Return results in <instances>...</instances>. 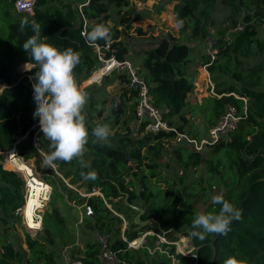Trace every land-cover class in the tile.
<instances>
[{
  "label": "trees",
  "instance_id": "obj_1",
  "mask_svg": "<svg viewBox=\"0 0 264 264\" xmlns=\"http://www.w3.org/2000/svg\"><path fill=\"white\" fill-rule=\"evenodd\" d=\"M34 1V12L29 14L17 11L14 0H0V26L5 28L0 29V33H5L8 45L0 54V81L6 84L0 91V228L7 230L15 220L21 219L20 211L21 208L24 211L27 197L28 207L40 208L41 196L47 195L51 187L54 198L66 197L74 204L83 205L85 226L106 236L120 258L116 264H225L228 259H234L237 264H264V30L262 37L258 35V26L264 19V0H220L229 7L234 28L239 24L241 27L229 37L222 31L215 38L217 53L207 68L215 90L222 94H208L202 102L193 103L188 99L195 86L190 72L194 75L199 63L191 57L190 45L180 40V36L168 33L143 49H131L124 38L138 15L124 11L127 0ZM216 2L179 0L175 7L176 24L178 20L183 21L178 27L179 33L188 31L189 37L202 40L201 63L208 61L203 46L205 37L210 36L209 26L213 23L212 10ZM111 7H115V11H111ZM23 17L35 19L41 25V38L45 42L60 50L72 48L81 54L80 63L74 69L78 85L99 66L100 57L127 59L136 65L152 104L163 109V118L177 130L193 136L205 135L227 103H234L239 109L243 107V100L231 92L247 97L246 114H242L237 127L229 132V138H222L203 150L183 143L166 146L175 131L145 129L144 121H137L135 107L139 86L131 82L126 71H117L114 67L116 75L105 74L100 83L84 86L89 94L85 106L89 131L85 159L90 161L91 168L83 171L95 170L98 178L84 181L75 160L71 163L56 161L55 168L44 167L38 177L50 187L40 183L34 172V180L27 179V190L25 179L16 170L8 169H19L8 154L9 167L3 166V151L15 143L17 153L26 158L34 156L38 166L51 149L41 130L35 135L38 118H33L36 104L32 83L16 69L21 61L19 65L31 59L22 45L33 33L30 28L20 31ZM98 23L111 25L112 37L92 46L85 34ZM137 31L142 33L140 27ZM253 53L257 54V60L246 65L245 59ZM32 64V71H27L31 75L38 70V66ZM20 68L25 70L24 66ZM116 78L123 84L122 91L118 97L112 95L108 99L105 86ZM198 113L206 118L207 128L203 133L192 130L194 116ZM95 114L102 119L93 121ZM97 124L110 126L113 133L109 138L110 146L92 143V130ZM34 137L37 145L33 143ZM171 145H177L174 151L182 172L177 180H165L162 189L150 180L158 174L155 171L157 158ZM207 151L211 155L207 156ZM202 161L208 172L207 183L202 185L203 178L188 181ZM216 173L224 179L225 188L221 193L242 210V217L232 222L227 235L210 234L201 240L191 234L194 217L199 213L193 198L199 197L198 189L210 190L219 183ZM88 207L90 211L85 213ZM137 207L143 209L141 219L149 218L139 227L134 220ZM219 208L220 205L211 202L204 213L218 212ZM47 212L54 220L46 221L45 213L39 235L32 236L26 231V247L16 246L0 234V264L56 261L60 251L54 226L58 229L64 220L55 204ZM38 219L28 222L38 227ZM148 229H154L167 241H160L156 234L148 232L144 242L128 245L129 240ZM181 235L188 236L193 247L186 253L176 250L173 242ZM82 248L80 255H73L86 264L98 262L101 244L97 238L85 239Z\"/></svg>",
  "mask_w": 264,
  "mask_h": 264
},
{
  "label": "rangeland",
  "instance_id": "obj_2",
  "mask_svg": "<svg viewBox=\"0 0 264 264\" xmlns=\"http://www.w3.org/2000/svg\"><path fill=\"white\" fill-rule=\"evenodd\" d=\"M78 1V0H77ZM77 1L74 2V4L77 3ZM179 0H127V4L124 5V11H130L133 15H138V18L134 21H132L131 26L128 28L127 33L128 35L125 36L126 43L130 46L131 49H136L140 47L141 49L147 47L155 41L158 37L162 35H167L168 33L174 34L176 36H180L179 39L187 42L188 44L194 40L193 38L189 37V32L184 31L183 33H179L178 26L176 24L175 20V7ZM115 11V7H111ZM229 7L225 6L220 2V0H217L213 10H212V16H213V23L209 26V35L212 38H217L220 35V32H224V34L229 37L231 33L236 30L234 26L231 23V19L229 16ZM242 12H240L239 17L241 16ZM137 27H140L142 29V33H139L137 31ZM1 30H5L4 25L0 26ZM263 30H264V19L262 20V24L260 23L258 26V35L263 36ZM0 54L3 50H6L8 48L5 33H0ZM197 42L201 44V40L196 39ZM198 43V44H199ZM192 47V45H190ZM191 55V52H190ZM199 57L200 60L203 58L202 54L198 52V54L195 55V57ZM19 57V56H18ZM21 58V57H19ZM108 59V58H107ZM199 60V59H198ZM198 61V68H196V72L192 73L190 72L191 76H193V79H197L195 82L194 89L190 94H188V99L191 103L193 102H202L204 100V97L208 95L206 89H205V81L202 70L199 69V65L201 61ZM257 60V54L253 53L250 57L245 59V64L250 65L254 61ZM22 62V61H21ZM20 62V63H21ZM19 63V64H20ZM24 63V62H23ZM111 62H107L106 59L100 58V64L99 66L91 73L89 77L84 79L81 84H79V87H81L84 90V86L91 84L93 82L100 83L102 81V78L105 74L112 76L116 75L117 71H122L123 69L119 65H110ZM17 65V71H22L20 66H24L25 64H22L19 66ZM106 67L105 70H102L101 68ZM116 67L117 71L114 72ZM264 69V68H263ZM99 70V71H98ZM97 71V72H96ZM264 71V70H263ZM93 77V78H91ZM228 77V76H227ZM122 83L120 82L119 78H116L113 80L112 83L107 84L106 92L105 94L108 96V99L110 96L115 95L116 97L119 96V93L122 91ZM109 103V101L107 102ZM105 114V112L102 114V116ZM101 115L95 114L93 117V121H97L102 119ZM206 118L201 113L195 114L194 121H193V127L192 130L195 132L203 133L206 128ZM134 121V120H133ZM33 143L37 145L36 138H33ZM177 145H171L170 147H167L162 154L157 158L158 166L156 167L155 171L158 173L156 176H151V182L160 185V187L163 189L164 181L167 179L174 180L178 179L179 175L182 172V165L178 162V158L176 155V152L174 151V148ZM205 153H208L205 152ZM3 159L2 164L5 168H8L7 165V153L3 151ZM19 159L16 157L14 160L15 165L22 170L10 167L8 169H14L16 170L24 179L25 175L27 176V179L29 181L34 180V172L36 177H39L42 170H44V166L42 165V162L37 166L35 157H29L26 158L25 155L19 154ZM211 155V153H208L207 156ZM6 158V161H5ZM24 162H23V161ZM224 161L226 162V158H224ZM228 164V159H227ZM33 169V171H32ZM36 170V171H34ZM191 170V168H189ZM216 177L219 179L218 184H215V187L210 190H202L198 189L200 195L197 198H193L194 205L196 207V210L200 212H204L207 205L212 202V196L221 193V191L225 188L224 179L220 178L218 175L215 174ZM207 177L208 172L206 170L205 162L202 161L201 164L197 168V172L195 174H190L188 177V181H191L192 179L203 178L202 185H205L207 183ZM226 177V176H225ZM38 179V178H37ZM26 181V180H25ZM27 183V181H26ZM196 188H198V185L196 184ZM52 188L50 187L47 191V197L43 196L42 205L39 207H35L34 205L28 207V202L26 207L24 208V211L21 208V219L15 220L13 222V225L10 226L7 230H2V227L0 228V234L4 236L6 239L12 241L16 246L18 244H21L23 247H26V243L24 240L25 232H29L32 236H37L40 234L42 230V218H44L46 213V221L51 222L53 217L49 215L47 211L50 210L52 207V204H55L60 211L64 222L59 226L57 229L56 226H54V230L56 234H58L59 244V255H57V259L54 263L44 262L42 260H39L38 264H65L64 255H80L82 251V247L85 245V239H96L99 235V233L94 230H91L89 227L85 226V220L83 218V205L74 204L72 200H68L66 197H56L54 198L51 194ZM24 193H26V187L24 189ZM55 202V203H53ZM46 209H48L46 211ZM88 208H85V213H87ZM24 212V213H23ZM24 214V215H23ZM39 217L40 225L38 227H32L31 224L28 222H32ZM34 225V224H32ZM124 227V225H123ZM122 227V229H123ZM137 241L139 239V236L136 237ZM176 241L179 243L175 244V247L179 249H191V244L189 242V237L186 235H181L177 237ZM82 245V246H81ZM185 246V247H184ZM63 251V252H62Z\"/></svg>",
  "mask_w": 264,
  "mask_h": 264
},
{
  "label": "clouds",
  "instance_id": "obj_3",
  "mask_svg": "<svg viewBox=\"0 0 264 264\" xmlns=\"http://www.w3.org/2000/svg\"><path fill=\"white\" fill-rule=\"evenodd\" d=\"M183 21L178 20L177 26ZM30 28L32 35L28 36L22 45L25 53L31 58L24 65L26 71H32L28 66L34 63L38 70L30 77L33 81V99L36 104L33 118H38L43 136L50 142V152L44 154L42 165L55 168L56 161L71 163L74 160L80 165L81 177L84 181L98 178L95 170L90 169V161L85 159L88 152L89 131L86 126L85 106L89 94L84 91L75 79L74 69L80 63L81 54L72 48L60 50L41 38V25L35 20L23 17L20 21V31ZM86 41L94 46L99 40L108 41L112 37L111 25L98 23L85 34ZM112 130L108 124H97L92 130V143L100 146H110ZM213 204L220 205L218 212H200L193 220L192 235L199 239L207 235H227L233 221L240 220L242 210L225 199L223 193L212 196ZM225 264H237L234 259H228Z\"/></svg>",
  "mask_w": 264,
  "mask_h": 264
},
{
  "label": "built area",
  "instance_id": "obj_4",
  "mask_svg": "<svg viewBox=\"0 0 264 264\" xmlns=\"http://www.w3.org/2000/svg\"><path fill=\"white\" fill-rule=\"evenodd\" d=\"M34 2H35L34 0H14V7L19 12H26L29 14H33ZM78 9L81 10L80 4H78ZM240 27L241 25L239 24L236 28H240ZM203 52L208 56V61H203L202 63H200L199 69L204 71L203 76L206 85L205 89L208 94L214 96H220L222 93H218L215 90L214 82L207 68L210 62L212 61V59L215 58L217 53V48L215 46V38H212L211 36L205 37ZM106 61L111 62L110 65L112 64L119 65L124 71L128 73L129 77L131 78V82L138 84L139 96L137 97V104L135 107L137 121H144L145 129H149L153 131L159 129H164V130L173 129L175 131L174 136L169 139V142H166V146H169L170 143L171 144L183 143L184 145H187L192 149L203 150L207 145H211L222 138H227V137L229 138L230 137L229 132L237 127V124L242 114L244 113L246 114L247 97L244 95H238L235 92H231L234 96L241 98L243 100V104H242L243 107L239 109L237 105H235L234 103H227L223 111L218 116L215 124L208 128V131L205 135L193 136L184 130H177L173 126L169 125L167 120L163 118L162 115L163 109L152 104L150 100L151 97L147 92L146 83L144 79L137 73L136 65L132 64L127 59L118 61L114 57H109L108 59H106ZM21 72L24 73L33 84V81L30 79L32 75L28 73L26 70H22ZM4 86H6V84L0 81V91ZM38 130H40L39 121H37L35 135ZM5 152L8 154L10 159L14 160L16 157L19 159V155L17 153V148L15 146V143L10 148L5 150ZM88 211H90L89 207H88ZM148 232L152 234H156L160 241H167L165 236L157 233L154 229H148L145 230L139 236L138 241L136 238L129 240L128 245L133 246L144 242V236ZM97 240L101 244V249L99 252V260L98 262L91 264L118 263L120 261V258L118 257L117 253L111 248V246L108 244L106 236L99 234ZM173 242L179 245V243L176 240H174ZM192 248L193 247L191 246V249ZM176 250L186 253L190 249L185 248L184 250V249H179L177 247ZM64 260H65V264H86L81 258L71 254L64 255Z\"/></svg>",
  "mask_w": 264,
  "mask_h": 264
},
{
  "label": "crops",
  "instance_id": "obj_5",
  "mask_svg": "<svg viewBox=\"0 0 264 264\" xmlns=\"http://www.w3.org/2000/svg\"><path fill=\"white\" fill-rule=\"evenodd\" d=\"M199 42H197L196 40H192L190 43H189V45H192V47H191V57L193 58L194 57V60L195 61H199L200 60V58L199 57H195V55L196 54H198V52H200L201 53V51H202V40H201V44L199 43ZM199 59V60H198ZM202 59V58H201ZM27 62H29V61H27ZM25 63V62H24ZM23 64V63H22ZM33 64L32 63H30V65H29V67H31ZM20 66V65H19ZM197 68H198V66H197ZM194 80V82H196V80L197 79H193ZM192 92V91H191ZM190 92V93H191ZM189 93V94H190ZM23 161V160H22ZM24 162V161H23ZM17 169V168H16ZM19 170V169H18ZM33 170V169H32ZM21 171V170H20ZM22 172V171H21ZM35 175V174H34ZM33 175V176H34ZM38 178V177H37ZM25 180L27 181V190H28V184H29V182H28V180H27V176L25 175ZM38 180H39V182L40 183H46L47 185H49V187H50V184H48L47 182H45V181H43V180H41L40 178H38ZM43 196L44 197H47V195L46 194H44V195H42L41 197L43 198ZM27 202H28V197H27ZM26 205H27V203H26ZM26 207V206H25ZM36 207V206H35ZM41 221V220H40ZM40 221H39V223H38V226L40 225ZM82 246V245H81ZM71 255H73V254H71Z\"/></svg>",
  "mask_w": 264,
  "mask_h": 264
},
{
  "label": "water",
  "instance_id": "obj_6",
  "mask_svg": "<svg viewBox=\"0 0 264 264\" xmlns=\"http://www.w3.org/2000/svg\"><path fill=\"white\" fill-rule=\"evenodd\" d=\"M137 208H138V212L136 213V215L134 217V220L138 224V227H139V226H141L143 224H146L147 221L149 220V218L141 219L140 215L143 212V209L141 207H137Z\"/></svg>",
  "mask_w": 264,
  "mask_h": 264
},
{
  "label": "bare ground",
  "instance_id": "obj_7",
  "mask_svg": "<svg viewBox=\"0 0 264 264\" xmlns=\"http://www.w3.org/2000/svg\"><path fill=\"white\" fill-rule=\"evenodd\" d=\"M5 161H6V158H5Z\"/></svg>",
  "mask_w": 264,
  "mask_h": 264
}]
</instances>
